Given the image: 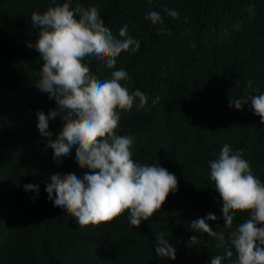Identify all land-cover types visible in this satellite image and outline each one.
<instances>
[{
	"label": "trees",
	"instance_id": "trees-1",
	"mask_svg": "<svg viewBox=\"0 0 264 264\" xmlns=\"http://www.w3.org/2000/svg\"><path fill=\"white\" fill-rule=\"evenodd\" d=\"M64 2L0 0V264H211L217 255L222 264H237L230 233L250 215L237 213L226 227L209 161L227 143L264 183V123L248 99L264 94V0H72L71 10L96 7L114 38L122 39L119 31L127 25L128 36L140 42L138 51L121 53L114 69L95 56L83 61L102 81L125 70L129 80L122 86L147 96L145 108L137 98L132 110L119 113L117 134L133 138L136 163L163 167L177 178L178 190L139 228L127 212L81 228L46 191L54 174L83 178L90 171L79 166L75 149L56 160L48 146L65 113L49 120L51 135L38 129L37 114L59 108L37 86L41 29L31 17ZM167 10L177 11L178 19ZM150 11L163 22L146 19ZM240 98L248 99L242 110L230 106ZM29 184L38 192L26 190ZM209 214L217 219L207 220ZM200 218L224 234L231 258L215 237L191 228ZM159 233L176 249L175 260L157 255ZM193 236L199 242L192 244Z\"/></svg>",
	"mask_w": 264,
	"mask_h": 264
},
{
	"label": "clouds",
	"instance_id": "clouds-1",
	"mask_svg": "<svg viewBox=\"0 0 264 264\" xmlns=\"http://www.w3.org/2000/svg\"><path fill=\"white\" fill-rule=\"evenodd\" d=\"M56 4V0H51ZM72 0L48 8L43 14L34 12L31 20L41 31L35 44L43 59L42 75L37 85L41 92L55 99L59 110L49 115H38V129L42 136H49V120L65 113L62 130L49 142L54 159L70 155L75 149L82 169H88L83 178L69 173L51 176L46 191L54 206L75 218L79 227H99L112 223L126 212L130 224L139 228L142 221H149L162 209L169 195L178 190L174 174L160 166L140 165L132 158L133 138L117 134L120 112L132 110L139 99V107L148 104L147 96L136 90L130 93L121 81L129 80L128 73L115 70L109 80H99L90 75L83 61L95 56L107 68L116 67L122 52L138 51L140 42L128 36L127 25L119 31L122 39H116L100 18L96 7L71 10ZM77 13L79 19H77ZM169 16L178 19L175 10H167ZM153 24L162 23L156 11L146 14ZM187 22V18H185ZM252 87V82H248ZM251 108L264 123V94L251 96ZM248 99L230 101V106L242 110ZM159 97L152 101L157 103ZM210 176L222 198V212L226 227L231 228L237 213H248L250 218L230 233V243L237 254V264H264V183L255 177L249 162L240 152L234 153L225 143L219 157L209 161ZM26 190L37 185H26ZM53 193L55 196L53 197ZM217 217L209 214L207 220ZM199 233L215 237L217 247H225L226 256L233 252L226 247L224 234L214 232L205 219L191 224ZM156 253L159 257L176 259V249L170 245L164 233L157 234ZM199 242L196 236L191 243ZM222 256H214L211 264H222Z\"/></svg>",
	"mask_w": 264,
	"mask_h": 264
}]
</instances>
